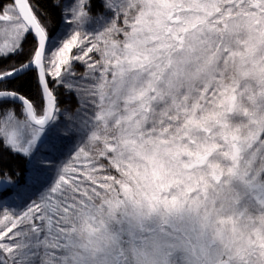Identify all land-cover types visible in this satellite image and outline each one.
I'll return each instance as SVG.
<instances>
[{"label": "snow or ice", "instance_id": "obj_1", "mask_svg": "<svg viewBox=\"0 0 264 264\" xmlns=\"http://www.w3.org/2000/svg\"><path fill=\"white\" fill-rule=\"evenodd\" d=\"M125 245L264 264V0L0 5V264Z\"/></svg>", "mask_w": 264, "mask_h": 264}, {"label": "clouds", "instance_id": "obj_2", "mask_svg": "<svg viewBox=\"0 0 264 264\" xmlns=\"http://www.w3.org/2000/svg\"><path fill=\"white\" fill-rule=\"evenodd\" d=\"M87 239V238H86ZM113 245V233L101 232L94 238V246ZM128 264H191V257L183 251L166 253L158 248L125 245Z\"/></svg>", "mask_w": 264, "mask_h": 264}, {"label": "trees", "instance_id": "obj_3", "mask_svg": "<svg viewBox=\"0 0 264 264\" xmlns=\"http://www.w3.org/2000/svg\"><path fill=\"white\" fill-rule=\"evenodd\" d=\"M6 2H8V0H0V5L4 4ZM66 102L71 103L73 108H75L77 106L75 97H71L70 100L68 98H66Z\"/></svg>", "mask_w": 264, "mask_h": 264}, {"label": "rangeland", "instance_id": "obj_4", "mask_svg": "<svg viewBox=\"0 0 264 264\" xmlns=\"http://www.w3.org/2000/svg\"><path fill=\"white\" fill-rule=\"evenodd\" d=\"M79 71L83 72V71H84V69H83V68H81V69H79Z\"/></svg>", "mask_w": 264, "mask_h": 264}]
</instances>
